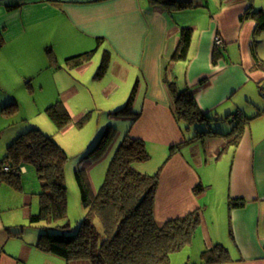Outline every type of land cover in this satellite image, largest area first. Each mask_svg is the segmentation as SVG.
<instances>
[{"label":"crops","instance_id":"0c3cea01","mask_svg":"<svg viewBox=\"0 0 264 264\" xmlns=\"http://www.w3.org/2000/svg\"><path fill=\"white\" fill-rule=\"evenodd\" d=\"M189 1L190 7L170 12L148 0H0V161L20 133L7 132L17 121L2 108L10 101L18 107L19 96H39L41 103H32L40 111L56 97L78 117L73 106L91 88L110 100L109 113L133 95L131 108L139 117H125L132 123L126 132L161 142L156 148L165 158L155 194L157 223L195 210L201 216L190 243L197 261L171 253L169 264H201L202 251L213 244L228 251L229 261L220 264H264V69L254 58L264 62V30L256 32L255 19L245 17L247 11L264 12V0ZM61 16L76 32L71 36L82 40L77 51L71 52L72 43L66 49L56 45ZM47 21L53 22L47 33L56 43L45 41ZM183 27L192 31L187 54L172 60ZM215 36L222 46L216 48ZM83 37L103 39L105 70L115 77L97 75L87 83L92 60L67 64L68 57L89 50ZM164 77L178 90L191 89L210 118L204 128L213 133L184 143L193 130L183 131L175 120ZM235 114L243 124L237 140ZM174 145L180 146L172 152ZM215 184L218 191L209 197ZM197 186L202 190L196 193ZM39 190L37 176L26 167L17 183L0 178V264H91L67 262L37 246L38 229L28 219L39 207Z\"/></svg>","mask_w":264,"mask_h":264},{"label":"trees","instance_id":"16d2710c","mask_svg":"<svg viewBox=\"0 0 264 264\" xmlns=\"http://www.w3.org/2000/svg\"><path fill=\"white\" fill-rule=\"evenodd\" d=\"M148 3L170 12L191 6L189 0H148ZM245 17L255 19L256 32L264 30L263 10L247 11ZM191 36V28L183 27L180 30L172 60L186 57ZM94 51L68 57L66 62L72 66L82 65L91 59ZM254 58L256 65L264 69V62L255 55ZM106 63L107 54H104L97 75L103 74ZM164 80L173 98L172 110L175 120L183 131L193 130L191 138L186 139L184 143L213 133L211 129L204 128L210 118L200 110L191 89L178 90L174 82L168 81L165 77ZM263 88L264 86L261 87ZM133 99L134 96L131 95L124 105L110 114L116 117L133 116V120L137 119L139 113L131 108ZM16 108V102L10 101L2 110L10 114ZM45 113L59 131L73 121L72 115L60 100L48 105ZM239 118V114H235L233 120L239 121ZM75 123L79 125L82 120ZM242 125L239 121L234 126L236 140L241 133ZM28 128L27 131L19 133L8 145L0 161V178L17 183L21 168L26 165L34 167L40 185L37 193L39 207L35 213L30 214L28 224L38 229L37 246L40 249L67 262L87 260L91 264H169L172 252L191 243L200 224L201 216L198 210L166 220L161 225L155 219L154 204L159 175L144 174L134 168V164L149 158L144 140L130 137L128 132L125 133L115 148L105 180L95 194L85 169L77 167L75 178L86 215L71 228L67 219L64 174L66 152L39 127L30 125ZM111 133L112 128L109 134ZM104 134L88 156L96 152L101 155L104 151L110 139L108 135L109 139L104 140ZM179 146H171V151ZM5 166H9L8 172L3 170ZM195 190L199 192L202 187L197 186ZM96 218L102 223V232L98 231L94 224ZM201 259V264L225 263L229 261L228 251L224 246L215 244L202 251Z\"/></svg>","mask_w":264,"mask_h":264},{"label":"rangeland","instance_id":"374dc122","mask_svg":"<svg viewBox=\"0 0 264 264\" xmlns=\"http://www.w3.org/2000/svg\"><path fill=\"white\" fill-rule=\"evenodd\" d=\"M59 18L60 20L58 26H61V30H62V35L60 39L57 40L56 43L55 41H53L51 34L47 33V29H49L51 32V28L54 26L52 21H47L45 23V27H46L45 41L50 43L52 41L53 43H56V45H60L63 49H66L68 44L72 43L74 48L71 50V52L73 50L77 51L76 47L81 46L82 40H80L79 37L71 36V34H73V32L75 31L73 29H70V27L66 26V21L64 20V16H61ZM82 39L85 41V45L83 49L89 48V50L86 51L95 50L91 55V59L89 60V61L91 60L93 61V64L90 67V70L87 74L89 76L87 77V83H90L93 76H97V73L101 66L102 58L104 55L103 52L104 41L101 37H85V38L83 37ZM49 49L51 50L50 47L48 48V50ZM86 51L84 50L82 52H86ZM45 53H46V58L50 59V62H52L53 61L52 55L50 54L47 55V52ZM59 59L63 61L62 59L65 58L59 56ZM68 67H66L67 69L64 72L66 73L68 72L70 75L72 74V76H74L73 73L74 71H71V69ZM38 74H40V72ZM104 74H106L105 79H107L110 76H114V77L116 76V74L113 71H109V73H106L105 70V72L103 71V74L101 73V76ZM91 89L92 90L91 92H89V94H86L85 97L79 98L77 100L78 103L76 102V104H74L73 106L75 114L78 117L72 114L75 121L73 120L71 123L65 126L61 131H59L52 123V121L48 118V116L45 113V107H43L44 110L40 111L35 105V103H32L33 99L41 103V99L39 98V96L38 97L19 96V98L21 99L20 101L22 102H20L19 106L13 111V113L11 112L14 118L13 120L17 121V124L13 125V127L11 128L6 129L8 130L7 132H10L11 130L15 131L19 129L20 133H22V131L23 132L27 131L30 125H35L39 127L42 131H45V133L47 132V134L50 135L51 138L54 141H56L66 152L67 160L65 163L64 174H65V185L67 191V219L70 223L71 228L75 227L77 222L82 220L86 215V209L84 208L81 199L80 189L75 178V170L77 169L78 166H80L81 168L83 167L85 169L91 184V189L95 194L97 190L100 188V186L103 184V181L105 180L107 169L112 160L115 148L117 147L123 136L125 135L126 131L128 130L131 131V124H132L131 121L133 120L131 119V121H129L125 119V117L116 118V116L110 114L109 113L110 110L107 109L110 100L104 99L95 89V87ZM47 97H48V92H46L44 98L46 99ZM26 101L29 102L30 107L26 106ZM56 101H57L56 97L52 98L51 104H53ZM113 110H115V108H113ZM130 118H133V116ZM232 118H234L233 115ZM79 120H82V123L77 125L75 122ZM111 128H112V133L110 135L109 132L111 131ZM103 134L105 136L104 140L108 138V135L110 137V139L108 138L109 139L107 143L108 145L105 147L104 151L101 153V155H98L99 153L96 152L93 155L88 156V153L92 150V148H94L97 142L103 138L102 137ZM144 141L145 143H147V151L149 153V158L146 161H142L134 164V168L135 170H137L138 168H144L146 170L145 172H142L140 170L137 171L148 175H153L158 173L160 180L161 177L160 167L164 162L165 158H163V153L161 152L160 148L158 149L156 148V144H159L160 147L161 142H159L158 140H157L158 142H156L154 141V139L149 138V136ZM112 145H114L113 148L111 147ZM86 156H88V158L82 161V159H84ZM26 168L29 170V174H32V176H36L35 169L32 165H26ZM216 191H218L217 184H215L213 189L210 190L211 195L208 196L212 197L216 195ZM201 193L202 192H200L198 195H200ZM202 204H203V200H202ZM94 224L98 229V231L100 232L103 231L102 223L98 218L95 219ZM198 242L197 244H199V246L201 247L200 241ZM195 251H196V245H193L191 247L190 244H186L181 249L172 252L175 253V255L171 258H175L178 256L187 257V255H190L192 261L191 263H193L194 261H197V259H194ZM169 261H170V257H169Z\"/></svg>","mask_w":264,"mask_h":264},{"label":"built area","instance_id":"2783aa9c","mask_svg":"<svg viewBox=\"0 0 264 264\" xmlns=\"http://www.w3.org/2000/svg\"><path fill=\"white\" fill-rule=\"evenodd\" d=\"M214 44L217 46H222V40L220 38V36H215L214 37ZM5 172H8L10 170L9 166H5L3 169ZM22 171V168H21Z\"/></svg>","mask_w":264,"mask_h":264}]
</instances>
